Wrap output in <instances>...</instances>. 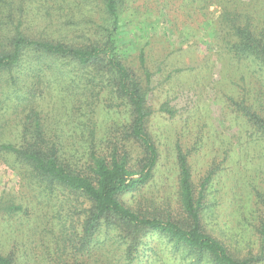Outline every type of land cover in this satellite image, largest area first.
<instances>
[{"label": "rangeland", "instance_id": "rangeland-1", "mask_svg": "<svg viewBox=\"0 0 264 264\" xmlns=\"http://www.w3.org/2000/svg\"><path fill=\"white\" fill-rule=\"evenodd\" d=\"M13 1L27 34L78 46L97 36L106 16L99 0L92 8H85L87 0H25L29 3L25 11L24 0ZM122 1L118 51L125 64L145 79L140 67L143 52L151 73L148 105L152 113L147 127L160 150L153 181L142 195L129 193L125 199L142 213H170L184 220L176 158L181 146L188 154L196 191L204 177L213 173L205 191V229L235 256H250L255 264H264V141L239 109L237 113L228 110V98L239 101L242 96L245 82L240 75L245 67L228 59L223 42L226 9L247 5L257 19L261 12L257 0ZM258 86L247 80V88ZM41 88L45 92L36 90L39 95L32 107L41 110L45 135L59 143L73 169L91 175L93 153L110 158L114 147L121 155L127 153L133 167L141 166L145 152L130 135L131 117L109 90L86 78L77 86L52 80L49 88L45 80ZM29 110L20 107L6 112L3 131L11 141L26 123ZM27 180L0 155V252L13 253L17 264L72 262L79 243L62 237L61 232L75 234L83 209L91 202L77 195L73 207L62 192L45 201ZM116 244L106 243L86 261L128 264ZM172 255L162 240L149 237L132 264H179V257Z\"/></svg>", "mask_w": 264, "mask_h": 264}, {"label": "trees", "instance_id": "trees-1", "mask_svg": "<svg viewBox=\"0 0 264 264\" xmlns=\"http://www.w3.org/2000/svg\"><path fill=\"white\" fill-rule=\"evenodd\" d=\"M99 1L106 14L104 21L89 44L78 46L30 36L23 29L22 18L17 17L14 1L0 0V13L4 14L0 16L3 18L0 21V155L22 178L28 179L27 183L34 185L32 191L38 192L45 201L62 192L65 201L73 207L77 195L91 202L83 209V220L80 228L75 229L76 233H66V229L61 232L62 237L79 243L73 253L76 257L66 264H89L86 258L111 241L120 246L124 260L132 264V260L138 258L139 247L149 237L162 240L172 256L176 260L179 257V264H255L253 257L232 254L224 242L205 229L203 213L208 206L205 191L213 173L204 177L196 191L188 154L181 146H177L176 158L184 220H177L170 213L166 216L142 213L125 199L129 193L142 195L155 177L160 158L156 139L147 127L152 113L148 105L151 73L145 67L143 52L140 67L145 79L125 64L118 51L116 35L123 1ZM96 2L87 0L84 6L92 8ZM257 5L261 11L257 19L249 14L247 5L234 11L226 9L223 42L228 59L245 67L240 75L245 82L242 96L239 101L227 97L228 110L237 113L239 109L246 124L255 127L258 139L264 141V0H257ZM25 6L29 3L24 0L22 11ZM85 78L109 90L129 113L130 135L145 152L140 167H133L127 153L121 155L119 148L114 147L110 158L93 153L92 174H84L73 169L65 161L59 143L45 135L41 110L32 107L39 95L36 90L45 92L41 88L45 80L49 88L52 80L77 86ZM249 79L259 85L255 90L246 87ZM20 107H30V110L16 140L11 141L3 131L5 114L10 108ZM0 264H17V261L13 253L0 252Z\"/></svg>", "mask_w": 264, "mask_h": 264}]
</instances>
